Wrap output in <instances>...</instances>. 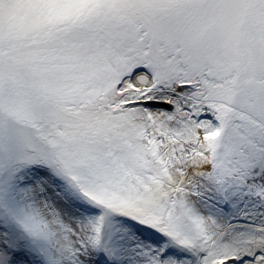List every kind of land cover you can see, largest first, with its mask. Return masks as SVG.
<instances>
[{
	"label": "snow or ice",
	"instance_id": "6c2138e0",
	"mask_svg": "<svg viewBox=\"0 0 264 264\" xmlns=\"http://www.w3.org/2000/svg\"><path fill=\"white\" fill-rule=\"evenodd\" d=\"M0 264H264V0H0Z\"/></svg>",
	"mask_w": 264,
	"mask_h": 264
}]
</instances>
